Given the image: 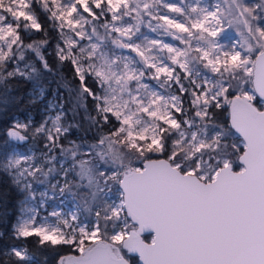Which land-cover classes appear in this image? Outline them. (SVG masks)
Instances as JSON below:
<instances>
[{
	"label": "snow or ice",
	"instance_id": "1",
	"mask_svg": "<svg viewBox=\"0 0 264 264\" xmlns=\"http://www.w3.org/2000/svg\"><path fill=\"white\" fill-rule=\"evenodd\" d=\"M47 76L0 145L44 264H264V0H0V89Z\"/></svg>",
	"mask_w": 264,
	"mask_h": 264
},
{
	"label": "trees",
	"instance_id": "2",
	"mask_svg": "<svg viewBox=\"0 0 264 264\" xmlns=\"http://www.w3.org/2000/svg\"><path fill=\"white\" fill-rule=\"evenodd\" d=\"M38 15L40 16L41 23L44 24V16L39 10ZM54 36L55 33H51L49 40L52 41ZM31 39L39 40L41 39V35L37 33ZM62 74L64 77L71 79V73L67 69H64ZM42 83L50 96L56 95L63 102L65 108L71 107L72 100L70 94L63 87V81L60 77L53 79L51 76H47ZM33 87V83L30 81L14 80L10 85L9 91L5 92L0 89V145H3L4 140L8 139L5 130L10 128L17 119H26L30 115H33L39 120L38 109L40 103H30L28 97ZM71 138L75 139V136ZM22 200L23 194L12 185L11 180L7 176L0 173V233H2L0 235V264H5V261L8 264H14L16 258L4 255V253L10 251L13 247H19L21 244H26L30 251L37 253L36 264H44L43 257L46 253L35 243L34 237L24 241L13 236L12 226L20 215ZM63 254L74 255L77 253L65 250ZM49 264H52L51 255H49Z\"/></svg>",
	"mask_w": 264,
	"mask_h": 264
},
{
	"label": "rangeland",
	"instance_id": "3",
	"mask_svg": "<svg viewBox=\"0 0 264 264\" xmlns=\"http://www.w3.org/2000/svg\"><path fill=\"white\" fill-rule=\"evenodd\" d=\"M34 7H37L35 4H34ZM142 31H147V29L146 28H144V27H142V29H141ZM152 36H155V34L154 33H152L151 34ZM163 39H165V41L167 42L170 38H168V37H162ZM32 95H33V89H32V91L28 94V97H29V100H31L32 99ZM39 103H40V107H39V109H38V114H39V120H38V118H36L35 116H33V115H30L28 118H26V119H17L16 121H19V122H21V123H27V122H29V120H31V122H32V124H33V126H35V125H37V124H39L47 115H54V112H52V111H48V107H49V104L50 103H52V102H58V103H63L61 100H59L58 99V97L56 96V95H52V96H50L47 92H46V90H45V95H44V98L43 99H41V100H39L38 101ZM37 103V102H36ZM15 121V122H16ZM14 122V123H15ZM13 123V124H14ZM11 143H17V142H15V141H11ZM29 144L31 143V141H29L28 142ZM42 145H43V141L42 140H37V151H36V154L37 155H39V151H38V149L40 148V147H42ZM19 147H20V150H26L25 149V145H24V142H19ZM52 183H55V180H53L52 181ZM87 183V181L85 180L84 181V184H86ZM33 187L34 188H36L37 187V185H33ZM40 187V190H44L47 186L46 185H42V186H39ZM23 199H24V196H23ZM22 207H31V205L30 204H27V205H20V208H22ZM46 211L47 212H50L51 211V208H47L46 209ZM46 211H45V209H40V212H41V215H44V214H46ZM22 215V213H21V209H20V215H19V217ZM18 217V218H19ZM78 254V253H77ZM77 254H74V255H77Z\"/></svg>",
	"mask_w": 264,
	"mask_h": 264
},
{
	"label": "water",
	"instance_id": "4",
	"mask_svg": "<svg viewBox=\"0 0 264 264\" xmlns=\"http://www.w3.org/2000/svg\"><path fill=\"white\" fill-rule=\"evenodd\" d=\"M145 235L147 236L148 234L146 233Z\"/></svg>",
	"mask_w": 264,
	"mask_h": 264
}]
</instances>
